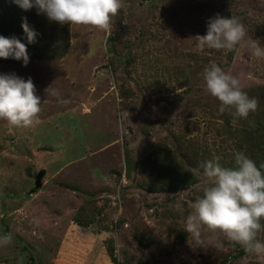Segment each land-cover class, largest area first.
I'll return each mask as SVG.
<instances>
[{
	"label": "rangeland",
	"instance_id": "rangeland-1",
	"mask_svg": "<svg viewBox=\"0 0 264 264\" xmlns=\"http://www.w3.org/2000/svg\"><path fill=\"white\" fill-rule=\"evenodd\" d=\"M122 4L110 33L70 25L61 58L0 62V75L31 78L41 99L34 126L0 120V237L11 236L0 264H264V255L222 233L205 230L202 248L182 229L210 184L205 161L235 168L234 152L245 150L260 170L264 164V59L244 42L232 55L200 52L195 39L219 15L237 18L245 41L264 47V0ZM212 64L258 100L246 119L230 116L228 125V111L204 90ZM164 165L185 185L167 189L156 179Z\"/></svg>",
	"mask_w": 264,
	"mask_h": 264
},
{
	"label": "clouds",
	"instance_id": "clouds-1",
	"mask_svg": "<svg viewBox=\"0 0 264 264\" xmlns=\"http://www.w3.org/2000/svg\"><path fill=\"white\" fill-rule=\"evenodd\" d=\"M24 10L35 8L49 22L60 25L90 26L110 33L112 18L122 8V0H13ZM205 35H196V48L233 50L244 42L251 55L264 59V47L258 40L245 41V27L235 17L209 18ZM22 28L29 43L35 32L26 22ZM0 58L29 62L27 46L21 40L0 35ZM204 90L219 102V112H230L234 120L246 119L258 108V100L249 97L234 76L212 64L204 72ZM48 90V89H47ZM41 99L36 95L31 78L0 75V120L12 128H28L39 123ZM220 158L205 161L201 167L210 182L203 195L191 205L182 226L191 244L206 248L209 245L205 230L222 233L230 242L241 245L254 255H264V243L257 239L264 220V174L243 152H234L235 168L221 166ZM175 207L181 208L180 202ZM11 242V236L0 237V246Z\"/></svg>",
	"mask_w": 264,
	"mask_h": 264
},
{
	"label": "trees",
	"instance_id": "trees-1",
	"mask_svg": "<svg viewBox=\"0 0 264 264\" xmlns=\"http://www.w3.org/2000/svg\"><path fill=\"white\" fill-rule=\"evenodd\" d=\"M24 22L35 32V39L31 43H29L22 28V23ZM0 35L8 38L15 37L21 40V42L27 46L28 55L39 59H49L53 57L61 58L66 54L69 46V25L49 22L44 15H38L35 8L24 10L14 3L13 0H0ZM108 41H113L112 45L115 47L116 36L110 35ZM114 50L116 51V48H114ZM233 53L234 50H231L230 55ZM115 54L117 56L118 53ZM0 62L11 63L16 62V60L12 58H0ZM230 116H232L230 112H227L225 120L228 125L230 123ZM251 132L252 131H250V133ZM251 134L253 135L254 133L252 132ZM247 140L250 141V139ZM249 146L250 144L248 147ZM251 146L253 145L251 144ZM239 151L244 152L245 150ZM172 170L169 171L168 167L164 165L162 170L157 172L156 179L166 184L167 189L175 190L185 185V181L181 180V175ZM261 172L264 174V164L261 168ZM187 180L189 181V178ZM164 187L162 185L161 187L157 186L158 189H165ZM243 252V249L237 251L238 254ZM111 258L114 262H117V257L113 253L111 254ZM33 264L36 263L34 262Z\"/></svg>",
	"mask_w": 264,
	"mask_h": 264
},
{
	"label": "water",
	"instance_id": "water-1",
	"mask_svg": "<svg viewBox=\"0 0 264 264\" xmlns=\"http://www.w3.org/2000/svg\"><path fill=\"white\" fill-rule=\"evenodd\" d=\"M44 175V170L39 171L36 175H35V186H34V190H36L37 188H39L42 184L41 180L42 177Z\"/></svg>",
	"mask_w": 264,
	"mask_h": 264
}]
</instances>
